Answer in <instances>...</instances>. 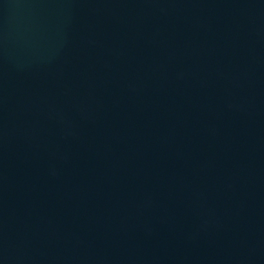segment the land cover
<instances>
[{
	"label": "water",
	"instance_id": "1",
	"mask_svg": "<svg viewBox=\"0 0 264 264\" xmlns=\"http://www.w3.org/2000/svg\"><path fill=\"white\" fill-rule=\"evenodd\" d=\"M0 264H264V0H0Z\"/></svg>",
	"mask_w": 264,
	"mask_h": 264
}]
</instances>
